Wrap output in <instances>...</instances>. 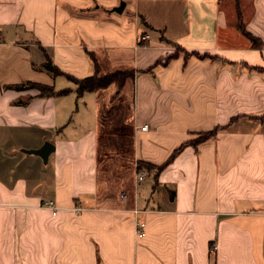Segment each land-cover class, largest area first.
Wrapping results in <instances>:
<instances>
[{"label":"crops","instance_id":"obj_1","mask_svg":"<svg viewBox=\"0 0 264 264\" xmlns=\"http://www.w3.org/2000/svg\"><path fill=\"white\" fill-rule=\"evenodd\" d=\"M121 1L0 0V264H264V0Z\"/></svg>","mask_w":264,"mask_h":264},{"label":"trees","instance_id":"obj_2","mask_svg":"<svg viewBox=\"0 0 264 264\" xmlns=\"http://www.w3.org/2000/svg\"><path fill=\"white\" fill-rule=\"evenodd\" d=\"M236 4V10H237V22L243 32L247 34L253 41L254 45L261 46L262 42L261 40L254 36L251 32H249L245 28V23L243 20V8H242V0H235ZM205 56L210 55L208 53L204 54ZM96 72L84 77H76L74 75H71L65 71H63L61 68H59L56 64L52 62L50 57L47 58V60L44 62V67L47 68L49 71H51L53 74H65L68 78L72 79L77 84V93L83 94L85 91H94L103 87H107L112 83H115L119 88H122L125 84L126 80L129 77H133L135 74V71L133 69H117L113 71H109L105 74H101L99 70V64L96 62ZM17 88H24V87H37L40 90V93L43 95L48 94H56V93H67L70 91V88H63L61 90H56L52 85L49 84H41L37 82H24L20 84L13 85ZM261 117H264V115H261ZM219 128L211 129L208 131L200 132L199 136L187 140L183 142L181 145H179L175 150L172 152L171 156L168 158L167 161H165L162 164H145L141 163L139 164V167L142 168L144 165H148L150 168H155L156 171H160L163 169L185 146L189 144H197L211 136H213Z\"/></svg>","mask_w":264,"mask_h":264},{"label":"water","instance_id":"obj_3","mask_svg":"<svg viewBox=\"0 0 264 264\" xmlns=\"http://www.w3.org/2000/svg\"><path fill=\"white\" fill-rule=\"evenodd\" d=\"M124 7H125V1L122 0L119 5L113 8V10L121 12L123 11ZM53 149H54V144L51 141L46 140L44 144L40 146L39 148H32V149H25V150L28 152L38 154L44 159V161H47L49 154Z\"/></svg>","mask_w":264,"mask_h":264},{"label":"built area","instance_id":"obj_4","mask_svg":"<svg viewBox=\"0 0 264 264\" xmlns=\"http://www.w3.org/2000/svg\"><path fill=\"white\" fill-rule=\"evenodd\" d=\"M140 39H141V40H147V39H148V36L142 35ZM142 128H143V129L147 128V124L143 125ZM146 175H147V172H146V171H144V170H140V171H138V179L142 180V179L145 178ZM122 196L124 197L125 194L123 193ZM46 204H47L49 207L54 208V209H53V212H54V213L57 212V210H56L57 207L55 206L53 200L48 201ZM138 232H139L140 235H143V234L145 233V231L143 230V228H139V229H138ZM216 248H217V245H216V244H213V246H212V250L214 251V250H216Z\"/></svg>","mask_w":264,"mask_h":264},{"label":"rangeland","instance_id":"obj_5","mask_svg":"<svg viewBox=\"0 0 264 264\" xmlns=\"http://www.w3.org/2000/svg\"><path fill=\"white\" fill-rule=\"evenodd\" d=\"M242 8H243V6H242ZM111 85V84H110ZM116 87L118 88V89H120L117 85H116ZM125 139H128V134H124V136H123ZM141 165V163H137V165ZM149 178H151V179H146L144 182L142 181L141 183L143 184V185H147V183H149V182H151V180L153 179L152 177H149Z\"/></svg>","mask_w":264,"mask_h":264}]
</instances>
